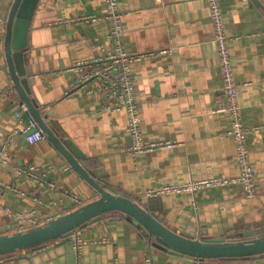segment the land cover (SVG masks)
<instances>
[{"label":"crops","instance_id":"0c3cea01","mask_svg":"<svg viewBox=\"0 0 264 264\" xmlns=\"http://www.w3.org/2000/svg\"><path fill=\"white\" fill-rule=\"evenodd\" d=\"M13 1L0 0V145L10 137L0 167V183L10 186L0 187L1 231L14 226L15 213L40 224L98 195L48 138L29 143L15 131L27 125L29 116L11 84L6 61V22ZM220 5L244 124L262 127L247 137L258 189L254 198L243 195L239 182L146 195L153 187L236 177L239 172L236 146L227 134L229 115L214 110L223 100L222 78L206 0H119L122 46L129 53L148 54L131 63L144 138L173 141L150 152H128L124 110L106 107L112 100L101 93L100 83L79 82L81 72L72 69L74 63L113 48L104 0H38L23 49L33 93L56 134L112 193L138 201L169 228L196 238L238 235L264 224V6L259 0H220ZM80 14L99 18L73 21ZM15 110L21 111L20 119L14 117ZM31 162L49 166L57 188L16 178L15 166ZM62 189L81 202L62 196ZM75 232L89 241L74 260L59 239L46 248L6 256L5 262L36 256V262L27 264H147L148 258L151 264H186L151 245L124 214L102 215ZM233 262L264 264V254Z\"/></svg>","mask_w":264,"mask_h":264},{"label":"water","instance_id":"95a60500","mask_svg":"<svg viewBox=\"0 0 264 264\" xmlns=\"http://www.w3.org/2000/svg\"><path fill=\"white\" fill-rule=\"evenodd\" d=\"M38 0H14L6 22L5 50L8 75L25 106L28 116L33 118L37 127L46 135L55 149L67 160L81 178H84L97 191V197L64 214L51 217L48 221L16 231L0 230V264H6L5 257L19 251L38 248L51 240L62 238L68 258L74 260L70 234L78 228L96 222L106 211H121L125 218L137 224L151 245L166 252L170 258L192 263L205 258H225L232 260L256 259L264 254V224L255 230H246L238 235L196 238L169 228L163 220L146 208L145 205L131 198L114 194L107 189L95 173L88 168L81 155L72 151L67 140H62L48 122L41 104L32 90L30 73L23 65L24 48L27 45L28 27ZM257 1V0H256ZM263 3L264 0H259ZM31 259V260H30ZM15 264L36 262L37 257L12 258Z\"/></svg>","mask_w":264,"mask_h":264},{"label":"built area","instance_id":"2783aa9c","mask_svg":"<svg viewBox=\"0 0 264 264\" xmlns=\"http://www.w3.org/2000/svg\"><path fill=\"white\" fill-rule=\"evenodd\" d=\"M105 15L109 23L108 38L112 42V49L106 51L94 59L80 60L73 64L72 69L81 72L79 82L94 81L100 83V91L105 98L111 99L112 102L106 107L112 110H124L127 115V124L125 127L129 135L130 143L127 146L128 152L135 156L138 153L150 152L151 150L167 147L173 144V141H146L142 132V118L139 115L137 98L135 96V87L132 76V62L140 58L148 56V54L129 53L121 44V35L123 33V16L124 13L119 7V0H104ZM212 26L214 27V43L217 46V57L219 61L221 78H222V101H219L215 107V111H223L228 113L230 125L227 129V134L231 135L236 146V161L239 166V172L236 177H220V178H205L198 181H190L183 185L170 184L168 186L153 187L146 191V195L169 194L171 192H183L186 190H195L203 187H212L220 185H228L239 182L242 185L243 195L247 198H254L258 193L256 180L252 163H250V150L247 145V137L250 133L260 131V125L247 126L243 121L241 112V104L238 95V82L233 71V62L231 61L229 36L224 24V12L221 9L220 0H206ZM99 16L80 14L73 18V21L78 22H94ZM0 22L2 20L0 19ZM15 118L20 119L21 111L13 112ZM28 123L24 127H16L15 131H19L24 135L27 142H36L46 138V135L40 128L30 131L37 127L36 121L28 117ZM10 142V137L0 145V167L5 162V147ZM17 177L23 176L32 179L40 186L57 188L55 183L49 178V166H38L31 164H17L15 166ZM0 187H10L0 183ZM62 196H67L75 202L80 203L81 198L68 189L60 191ZM15 224L10 228V231H16L32 227L35 221L31 218L15 213ZM76 230V229H75ZM75 230L70 234L73 243V252L77 255L83 246L89 241L86 238L80 237ZM62 239V238H59ZM59 239L51 240L50 242L38 247V249L49 247ZM35 249V248H34ZM147 264H151V259L148 258ZM189 264H235L234 262H224L220 260H211L205 258L203 260H194Z\"/></svg>","mask_w":264,"mask_h":264},{"label":"trees","instance_id":"16d2710c","mask_svg":"<svg viewBox=\"0 0 264 264\" xmlns=\"http://www.w3.org/2000/svg\"><path fill=\"white\" fill-rule=\"evenodd\" d=\"M101 180V179H100ZM101 183H102V180H101ZM82 204V203H81ZM123 214L121 211H114V210H110V211H106L105 213H103L102 215H105V214ZM211 260H220V261H224V262H233V261H238V260H232V259H225V258H209Z\"/></svg>","mask_w":264,"mask_h":264}]
</instances>
